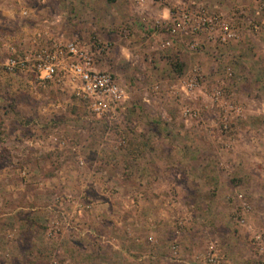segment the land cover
Segmentation results:
<instances>
[{
  "label": "rangeland",
  "instance_id": "rangeland-1",
  "mask_svg": "<svg viewBox=\"0 0 264 264\" xmlns=\"http://www.w3.org/2000/svg\"><path fill=\"white\" fill-rule=\"evenodd\" d=\"M54 40L127 102L4 66ZM210 255L264 264V0H0V264Z\"/></svg>",
  "mask_w": 264,
  "mask_h": 264
},
{
  "label": "built area",
  "instance_id": "built-area-1",
  "mask_svg": "<svg viewBox=\"0 0 264 264\" xmlns=\"http://www.w3.org/2000/svg\"><path fill=\"white\" fill-rule=\"evenodd\" d=\"M185 18L189 19V15ZM4 66L12 72L33 74L41 82L71 87L99 118L114 113L129 98L118 78L99 68L91 50L77 41L37 43L21 55L8 57ZM210 256L207 264H215L217 261Z\"/></svg>",
  "mask_w": 264,
  "mask_h": 264
},
{
  "label": "crops",
  "instance_id": "crops-1",
  "mask_svg": "<svg viewBox=\"0 0 264 264\" xmlns=\"http://www.w3.org/2000/svg\"><path fill=\"white\" fill-rule=\"evenodd\" d=\"M127 257H128V255H127ZM143 257H147L146 255H144ZM134 259V258H133Z\"/></svg>",
  "mask_w": 264,
  "mask_h": 264
}]
</instances>
